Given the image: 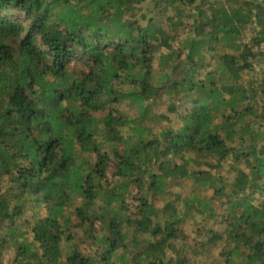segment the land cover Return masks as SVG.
I'll use <instances>...</instances> for the list:
<instances>
[{
  "label": "trees",
  "instance_id": "obj_1",
  "mask_svg": "<svg viewBox=\"0 0 264 264\" xmlns=\"http://www.w3.org/2000/svg\"><path fill=\"white\" fill-rule=\"evenodd\" d=\"M142 1L0 0V264H264V0Z\"/></svg>",
  "mask_w": 264,
  "mask_h": 264
},
{
  "label": "rangeland",
  "instance_id": "obj_2",
  "mask_svg": "<svg viewBox=\"0 0 264 264\" xmlns=\"http://www.w3.org/2000/svg\"><path fill=\"white\" fill-rule=\"evenodd\" d=\"M138 6H141V11L138 13V18L139 19H143L145 16H154V17H158L159 13H156L155 11H152L151 9L148 10L147 6H150V8H154L152 6V3L150 0H143ZM141 13V14H140ZM185 24H188L191 19L190 18H185ZM163 27L170 33L171 36H175L176 38H183L184 36L188 35L190 33V28L188 27H170L167 24L165 25L163 23ZM177 43L175 42V45ZM124 105H121V109L124 108ZM157 110H159L160 112L163 110V107H160L159 105L155 106ZM129 112L131 113H136V111L134 109H130ZM262 124L264 126V123L262 121ZM200 160V159H198ZM200 162V161H199ZM233 164V162H231L230 160H226L223 162V164L221 165V167L219 168H210L208 166H204L203 165V161H201L199 163L200 167H204V168H209L208 170L211 171V173L213 174L214 178L216 179L218 177V175L224 176L227 178V180H230L231 177L233 176V172L235 171L232 170L233 172L229 175V171L231 168V165ZM237 165L239 167H242V163L238 162ZM195 168L197 167L196 164L193 165ZM214 185H216V182H213ZM134 193V191H132ZM193 192H199V195L201 197H205V198H209L212 195V190L210 188H206V186H201L198 185V187L196 186L195 183L192 182V180H190V178L187 179H181V180H176L173 182V187H166V194L164 193H158L156 194V198H154V207L156 208V210L158 211L159 208L162 207L163 203L165 202V200L170 199L173 200L174 198V194H178L180 193L182 197H186L190 194H192ZM212 206L218 210L217 207V203L216 202H212L211 203ZM29 207V206H28ZM27 207V209H28ZM32 209V208H30ZM42 211V210H41ZM31 215L30 210H26V212L23 214V218H29V216ZM191 219V218H187ZM196 220L198 221V223H202L204 220L202 219V215H197L196 216ZM202 221V222H201ZM210 221V220H209ZM211 222V221H210ZM217 223V220L214 222V224ZM186 228L188 230V232H191L193 229V223L192 221H187L186 222ZM204 258L201 257V255H199L197 257V262H201Z\"/></svg>",
  "mask_w": 264,
  "mask_h": 264
},
{
  "label": "built area",
  "instance_id": "obj_3",
  "mask_svg": "<svg viewBox=\"0 0 264 264\" xmlns=\"http://www.w3.org/2000/svg\"><path fill=\"white\" fill-rule=\"evenodd\" d=\"M263 123H264V120H263Z\"/></svg>",
  "mask_w": 264,
  "mask_h": 264
}]
</instances>
